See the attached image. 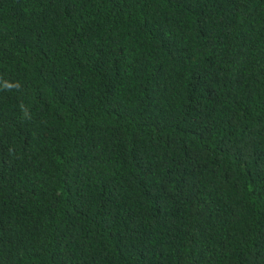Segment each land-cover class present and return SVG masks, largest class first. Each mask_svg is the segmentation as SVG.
I'll list each match as a JSON object with an SVG mask.
<instances>
[{
	"label": "trees",
	"instance_id": "1",
	"mask_svg": "<svg viewBox=\"0 0 264 264\" xmlns=\"http://www.w3.org/2000/svg\"><path fill=\"white\" fill-rule=\"evenodd\" d=\"M0 264H264V0H0Z\"/></svg>",
	"mask_w": 264,
	"mask_h": 264
}]
</instances>
